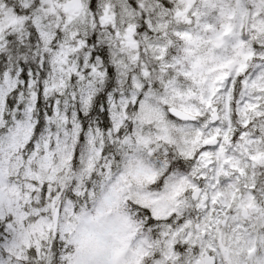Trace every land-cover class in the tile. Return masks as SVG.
Listing matches in <instances>:
<instances>
[{"label": "snow or ice", "instance_id": "6c2138e0", "mask_svg": "<svg viewBox=\"0 0 264 264\" xmlns=\"http://www.w3.org/2000/svg\"><path fill=\"white\" fill-rule=\"evenodd\" d=\"M0 264H264V0H0Z\"/></svg>", "mask_w": 264, "mask_h": 264}]
</instances>
